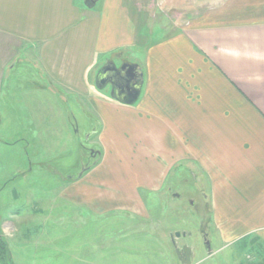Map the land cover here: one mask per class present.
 Instances as JSON below:
<instances>
[{
  "label": "crops",
  "instance_id": "crops-1",
  "mask_svg": "<svg viewBox=\"0 0 264 264\" xmlns=\"http://www.w3.org/2000/svg\"><path fill=\"white\" fill-rule=\"evenodd\" d=\"M186 1L172 19L173 0H0V45L37 46L32 83L49 108L73 106L91 125L97 162L63 202L139 210L141 191L169 178L208 206V230L264 264V0ZM107 60L140 75L134 104L95 87Z\"/></svg>",
  "mask_w": 264,
  "mask_h": 264
},
{
  "label": "rangeland",
  "instance_id": "rangeland-1",
  "mask_svg": "<svg viewBox=\"0 0 264 264\" xmlns=\"http://www.w3.org/2000/svg\"><path fill=\"white\" fill-rule=\"evenodd\" d=\"M173 1L178 6L166 15H185L187 1ZM10 40L0 45V264H176L173 250L184 244L198 261L208 206L190 204L187 189L169 178L161 188L141 191L139 210L121 205L96 215L91 205L61 200L64 188L96 164L95 136L86 137L91 125L70 103L49 108L50 94L32 83L33 72L43 71L37 46ZM63 207L68 220L61 219ZM213 232L209 227L217 252L196 264H247L240 243Z\"/></svg>",
  "mask_w": 264,
  "mask_h": 264
},
{
  "label": "water",
  "instance_id": "water-1",
  "mask_svg": "<svg viewBox=\"0 0 264 264\" xmlns=\"http://www.w3.org/2000/svg\"><path fill=\"white\" fill-rule=\"evenodd\" d=\"M86 7L91 8L95 0H83ZM128 67L129 74L125 73L124 69ZM130 64L116 66L112 61L107 60L105 64L97 71L94 83L97 89H103L106 86L110 87L111 97L127 105H132L138 99L141 87V77ZM90 134H86L88 137ZM177 195V194H176ZM175 236H179V232H175ZM185 263L190 264L189 254L190 249L187 245L182 247Z\"/></svg>",
  "mask_w": 264,
  "mask_h": 264
},
{
  "label": "flooded vegetation",
  "instance_id": "flooded-vegetation-1",
  "mask_svg": "<svg viewBox=\"0 0 264 264\" xmlns=\"http://www.w3.org/2000/svg\"><path fill=\"white\" fill-rule=\"evenodd\" d=\"M125 73L129 74L130 71L128 70V67H126L124 69ZM129 72V73H128ZM208 223H206V225H204V227H201L199 229V240L200 242L202 243V246L203 247V250L204 252L206 253V255H210L211 251L214 249L212 246H211V242L209 240V236H208ZM174 236H175V233H174ZM186 236H189L190 237V234L189 233H179V236H175L176 238H179V237H186ZM171 241L172 243L174 242V239L173 237H171ZM185 245V244H184ZM182 247L183 245L181 246V248H174L173 250V255H174V262L176 264H184L185 263V256H184V253H183V250H182ZM190 249V248H189ZM195 257V253L190 249V254H189V260H190V264L191 262L193 261Z\"/></svg>",
  "mask_w": 264,
  "mask_h": 264
},
{
  "label": "trees",
  "instance_id": "trees-1",
  "mask_svg": "<svg viewBox=\"0 0 264 264\" xmlns=\"http://www.w3.org/2000/svg\"><path fill=\"white\" fill-rule=\"evenodd\" d=\"M4 258H5V254H1V252H0V262L2 263V261L4 260Z\"/></svg>",
  "mask_w": 264,
  "mask_h": 264
}]
</instances>
